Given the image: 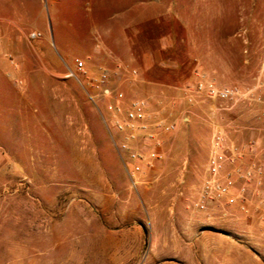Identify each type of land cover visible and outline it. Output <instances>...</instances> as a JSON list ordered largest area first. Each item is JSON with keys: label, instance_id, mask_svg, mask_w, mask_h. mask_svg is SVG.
Segmentation results:
<instances>
[{"label": "rangeland", "instance_id": "rangeland-1", "mask_svg": "<svg viewBox=\"0 0 264 264\" xmlns=\"http://www.w3.org/2000/svg\"><path fill=\"white\" fill-rule=\"evenodd\" d=\"M171 36L163 58L194 80L147 117L160 157L133 180L90 80L124 92L117 59ZM219 131L264 148V0H0V264H264V181L248 212L194 207Z\"/></svg>", "mask_w": 264, "mask_h": 264}, {"label": "built area", "instance_id": "built-area-1", "mask_svg": "<svg viewBox=\"0 0 264 264\" xmlns=\"http://www.w3.org/2000/svg\"><path fill=\"white\" fill-rule=\"evenodd\" d=\"M39 35L40 33L34 32L31 37ZM120 67L119 65L118 68ZM76 68L82 73H87L83 61H77ZM90 83L114 98L107 106L110 115H104V122L123 166L128 175L135 180V176L160 157L157 150L160 141L156 131L147 122L148 100L141 97L133 98L125 110V93L109 86L107 70H102L96 79L90 80ZM195 90L199 93L205 92L206 97L211 100L225 103L236 102L241 92L237 87L219 88L203 81L195 85ZM158 126L165 131H173L176 128L173 123H159ZM139 139L143 142L140 148L135 144ZM260 149L255 141L238 144L222 131L216 132L208 160L209 176L201 186L194 207L206 210L210 204L219 203L226 208L224 215H228L232 214L228 207L238 204L242 211L248 212L249 201L252 200L250 193H259L264 181V157L260 156ZM247 155L251 156L250 160L247 159Z\"/></svg>", "mask_w": 264, "mask_h": 264}, {"label": "crops", "instance_id": "crops-1", "mask_svg": "<svg viewBox=\"0 0 264 264\" xmlns=\"http://www.w3.org/2000/svg\"><path fill=\"white\" fill-rule=\"evenodd\" d=\"M174 37L171 36L170 40L165 44H162L158 54L156 56L153 52L144 51L141 57V61L136 62L133 61V64L125 63L121 61L119 58L117 59L121 65L123 64L127 68H133L136 72V75L130 76L127 79H124L120 82V86L124 88L125 92V100L124 107L125 110L128 108V102L136 97L145 98L148 100V117H150L149 122H153V116H157L159 114V110L164 109V104L169 105V103L174 99L170 92L175 91L176 89L181 90L186 85H189L193 79H183L181 74L182 67L180 64L175 63V65L168 64L166 60L163 58L162 52L167 50L168 48H173L174 46ZM129 52L132 53V50L129 49ZM132 58L133 55L131 54ZM160 57V58H159ZM160 70V73H154L156 70ZM165 73V74H164ZM120 91V90H119ZM114 100V98L112 97ZM161 101L160 105H157V102ZM110 115L107 109V115ZM162 115L164 116L165 113ZM142 141V139H139ZM158 149V148H157ZM159 152V151H158ZM260 156L264 157V148H261ZM160 155V152H159ZM251 156L247 155V159L250 160ZM157 160V159H156ZM155 161V160H154ZM231 167V166H229ZM146 168V167H145ZM145 170V169H144ZM143 170V171H144ZM209 176V171H208ZM251 192V191H250ZM252 200L249 201V206L252 209H256L258 202L263 197V192L260 193H250ZM234 211H238L239 205L234 204L228 207Z\"/></svg>", "mask_w": 264, "mask_h": 264}]
</instances>
